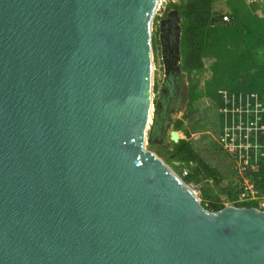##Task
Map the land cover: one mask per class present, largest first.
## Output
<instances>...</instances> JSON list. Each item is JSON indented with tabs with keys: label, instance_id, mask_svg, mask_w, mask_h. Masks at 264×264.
<instances>
[{
	"label": "water",
	"instance_id": "water-1",
	"mask_svg": "<svg viewBox=\"0 0 264 264\" xmlns=\"http://www.w3.org/2000/svg\"><path fill=\"white\" fill-rule=\"evenodd\" d=\"M157 2L0 0V264H264L143 149Z\"/></svg>",
	"mask_w": 264,
	"mask_h": 264
},
{
	"label": "rangeland",
	"instance_id": "rangeland-1",
	"mask_svg": "<svg viewBox=\"0 0 264 264\" xmlns=\"http://www.w3.org/2000/svg\"><path fill=\"white\" fill-rule=\"evenodd\" d=\"M191 1L160 0L154 15L153 115L144 147L170 165L206 211L215 213L229 205L264 211V193L257 188L254 174L242 178L216 142L222 123L217 105L207 96H213L208 91L214 93L219 87L211 81L212 72L219 68L215 60L222 65L231 58L225 52H217V56L208 52L198 68L186 66L184 31L188 20L183 12ZM212 10L215 24L228 12L224 0H213ZM257 53L264 57V49ZM180 141L188 142L197 159H186L183 151L187 149H178ZM245 189L258 192L248 193Z\"/></svg>",
	"mask_w": 264,
	"mask_h": 264
},
{
	"label": "trees",
	"instance_id": "trees-1",
	"mask_svg": "<svg viewBox=\"0 0 264 264\" xmlns=\"http://www.w3.org/2000/svg\"><path fill=\"white\" fill-rule=\"evenodd\" d=\"M213 0H192L187 7L185 8L183 14L186 16L188 20V26L184 31V41L187 48V63L186 66L191 69H196L201 66V59L209 52V49H213L218 47L219 44L223 41L231 42L233 49H239L243 47V54L238 58V62H241L243 59L248 62V65L243 67V69H257V65L261 62L260 69L264 74V57L258 55V51L264 49V27L260 32L252 30L248 28V24L238 23V21L231 19L227 28L233 29L236 28L235 31L230 35L229 33L225 34V29L222 30L217 27L215 24L213 10H212ZM241 67H237V69H241ZM236 69V70H237ZM234 70V67H232ZM219 72L218 68L214 70L216 74ZM254 77L253 79H255ZM246 79L250 81V77L247 75ZM258 80H253L252 85L260 83ZM234 91H257L260 93H264V85H256L254 89H245L240 88L237 85L233 88H230ZM179 150L183 151L187 155V160L197 159L195 153L190 151V146L186 141H180ZM204 166L202 163H198ZM204 168V167H203ZM205 170V168H204ZM254 178L256 180V186L264 193V166L260 168V170L254 174ZM249 208H252L248 206Z\"/></svg>",
	"mask_w": 264,
	"mask_h": 264
},
{
	"label": "built area",
	"instance_id": "built-area-1",
	"mask_svg": "<svg viewBox=\"0 0 264 264\" xmlns=\"http://www.w3.org/2000/svg\"><path fill=\"white\" fill-rule=\"evenodd\" d=\"M223 21L228 22L229 17L224 16ZM219 95L222 125L216 142L231 158L239 175L249 177L264 166V94L220 90ZM245 192L258 191L245 189Z\"/></svg>",
	"mask_w": 264,
	"mask_h": 264
},
{
	"label": "crops",
	"instance_id": "crops-1",
	"mask_svg": "<svg viewBox=\"0 0 264 264\" xmlns=\"http://www.w3.org/2000/svg\"><path fill=\"white\" fill-rule=\"evenodd\" d=\"M224 2L227 5L228 12L224 13L223 16L217 20V27L221 29L222 35H223V29H225V34L229 33L230 35L235 31L236 28L229 29L227 26L229 25V22L231 19H234L238 21V23H244L248 24V28L255 30L256 33L260 32L262 28L264 27V0H224ZM228 16L229 21L224 22L223 17ZM262 33H264V30H262ZM234 34V33H233ZM221 42L218 47H215L213 49H209V53H211L212 56H217L218 53L225 52L227 56L231 58L230 61L224 60L222 61V65L218 64V61L215 60V63H217V66H219L216 74L212 72V83L216 86H219L217 91L213 93V91H208V93H212L213 96L206 95L207 97H210V102L214 105H217L218 111H219V102H220V95L218 94L220 90H231L230 88L235 87L236 85L240 88L245 89H254L256 85H264V74L263 71H261V60L256 66L257 69H243L246 65H248V62L243 59L241 62H238V58L243 54V47H240L238 50L233 49L231 42ZM242 65L243 67H241ZM216 66V67H217ZM215 67V68H216ZM232 67H234V70H232ZM237 67H241V69H237ZM237 69V70H236ZM250 77V81L246 79V76ZM256 77L255 79H253ZM253 80H258L257 84L252 85ZM234 92V90H231ZM251 91V90H250ZM240 92V91H239Z\"/></svg>",
	"mask_w": 264,
	"mask_h": 264
},
{
	"label": "bare ground",
	"instance_id": "bare-ground-1",
	"mask_svg": "<svg viewBox=\"0 0 264 264\" xmlns=\"http://www.w3.org/2000/svg\"><path fill=\"white\" fill-rule=\"evenodd\" d=\"M159 1H160V0H158V2H157L156 10H157V7H158V5H159ZM152 96H153V94H152ZM152 106H153V99H152L151 108H150V115H149L148 122H147V125H146V132H147L148 128L150 127L151 123H152V115H153V114H152ZM145 144H146V139H144V144H143V149H144V151H146V152H148V153L154 155L152 152L147 151V150L145 149V147H144ZM230 209H231V208H227V209H225V210H230Z\"/></svg>",
	"mask_w": 264,
	"mask_h": 264
}]
</instances>
